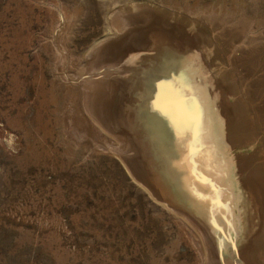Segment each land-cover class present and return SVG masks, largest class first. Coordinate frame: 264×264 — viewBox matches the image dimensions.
Segmentation results:
<instances>
[{
    "label": "rangeland",
    "instance_id": "374dc122",
    "mask_svg": "<svg viewBox=\"0 0 264 264\" xmlns=\"http://www.w3.org/2000/svg\"><path fill=\"white\" fill-rule=\"evenodd\" d=\"M130 18L127 29L136 40L122 44L121 23ZM108 26L116 33L99 45ZM161 37L178 55H197L207 84L219 94L213 104L223 121L218 126L224 136L221 147L233 162L234 192L239 193L240 174L264 177V98L252 95L246 105L245 84L238 90L239 83L230 77L243 81L259 69L264 80V0H0V264H204L195 232L136 183L124 160L130 157L128 149L117 143L114 128L88 111L84 93L91 88L63 78V73L74 77L93 68L111 78L96 54L113 43L107 63L121 71L132 58L137 72L131 67L122 74L113 71L127 83L108 100L106 112L120 109L130 122L141 91L135 86L138 72L145 62L152 63L149 52ZM249 107L253 117L248 123L243 117ZM108 141L122 148H105Z\"/></svg>",
    "mask_w": 264,
    "mask_h": 264
},
{
    "label": "bare ground",
    "instance_id": "6f19581e",
    "mask_svg": "<svg viewBox=\"0 0 264 264\" xmlns=\"http://www.w3.org/2000/svg\"><path fill=\"white\" fill-rule=\"evenodd\" d=\"M131 5H133V4H131ZM138 8H140V7H138ZM119 9H121V8H119ZM126 9H124L123 11H125ZM133 11H134V9H133ZM110 12H111V10H110ZM115 13H117V12H115ZM123 13H125V12H123ZM156 15H158V14H156ZM108 18L109 17H107V19ZM150 19L152 20L153 18H150ZM155 19H156V17H155ZM158 20H159V18H158ZM129 21H132V19L130 18L128 21L125 20V22L121 23L122 26L120 28L121 30L119 31L120 32L119 34H122L124 32L123 33L124 37L120 41V42H123L122 44H124L126 42L134 41V40H131L133 38L134 34L131 35V32H128L129 28L127 29ZM153 21L155 22L156 20L153 19ZM185 21H186V19H185ZM111 22L112 21L110 20V25H111ZM177 23H180V22H177ZM156 24H158V23H156ZM159 25H162V24H159ZM140 26H138V27H140ZM112 27L114 28V26H112ZM143 27H144V25L142 26V28ZM150 27H153V26H150ZM161 27L163 28V25ZM190 27H191V25H190ZM118 28H119V26H118ZM182 29H183V27H182ZM116 30H118V29H116ZM185 30H188V29L185 28ZM107 31L108 32L104 33V36H106L105 39L101 40L99 38L101 41H98V39H97V41L99 42V45L102 44L103 42L106 43L107 40L109 41V38H110L109 36H111V32L113 31V29L111 27H109ZM133 31H136V30H133ZM178 31L180 32V30H178ZM112 33L114 34L116 32H112ZM141 33H142L141 36H143V32H141ZM168 34H171V33H168ZM172 35H169V37H172ZM114 36H116V35H114ZM138 36H139V34H138ZM182 36H184V35L182 34ZM189 36H190V34H189ZM113 38H115V37H113ZM142 38H144V37H142ZM133 39H135V37ZM165 39L163 37H161L158 40L159 44L154 39V45H155L154 51L152 50L153 52H149V53H152L149 56L153 60L152 65H150V64L141 65V69L139 68L140 70L138 69L139 66H137V69L139 70L138 73H140V74H139V77L137 76L138 80L136 79L137 81H135V82H137V83L139 82V83H138V85H135V86L136 87L138 86V89L141 91L138 92L135 89L137 91V95H138V97H135V101H137V104H135V106H134L135 107V113L132 112V111H134L133 109H132V111H130L131 112V115L129 116L130 122H128L129 118H127V116H125L126 114L122 115V113L120 112L121 113V115H120V113H119L120 109L116 110V108L112 109V107H110L111 110L109 111V113L106 112V109H107L106 106L108 104L107 103L108 100L110 98H115V96H117L118 89H119L121 83L123 84L124 82H126V81H124V78L122 80H119L118 75L115 78L114 74L117 73V71L119 69H115L116 67L114 68V65H110V63H107L109 61L108 60L109 53L115 51L113 43H111V44L109 43L105 47V49H103V50L99 47L100 49L98 48V51L96 54V56H97L96 59L100 61V63L102 64V67H106L107 75H111L112 76L111 78L107 77L106 73H105V75L107 78L100 76L99 73L94 72V68L89 73H85L83 75H76L74 77L69 76V75L68 76L64 75V73H63V78L64 79H70L71 81H74L72 83L77 84L78 86H81L82 88H91L90 93H86V94L84 93L85 99L90 100L89 101L90 103L87 106L88 111L93 115L94 120L98 119L103 125L106 124L107 126L106 125L105 126L108 127L109 129H110V127L114 128V134L117 135V138H118L117 143H119V145H121V146H124L123 147L124 149L125 148L128 149L127 151H128V155L130 157L126 156L124 158V160L129 165L128 169H130L131 175H132L133 179L136 180V183L138 185H140L143 188V190L146 191L149 194V196L155 202H157L161 206H163L166 210L169 211V213L171 212L172 214H174L175 217L179 218L193 232H195V234L199 240V245H200L202 252H203L204 264H264V177L262 175H260L261 173L259 174V172H257V170H256V172H257V174H259L258 176L256 173H251L253 176H256L254 178L251 174L247 175V176H242L240 174L239 177L236 178L239 193L234 192V185L235 184H234V180L232 178L233 162H231L232 159H230L226 155L225 149L223 151V149H222L223 147H221V143H224V136H223V134H218L217 127H216V126L221 127L223 124V121H221V119L219 120V114H218L219 110H216L217 108L213 104L214 101L217 100V98H219V94L216 92V90H213L216 88H211L208 85L209 81H208V79H206L205 72L202 71L203 67H202V69L200 67H198L199 66L198 56L196 55L194 58L190 57V56H188L187 58H184V56H181V55L179 56L178 55L179 53L178 54L175 53L177 48L175 51H174V49L172 51L171 47L166 48L167 45L169 46V42L165 41ZM115 40H117V39H115ZM174 40H176V39H174ZM120 42L115 44V47L118 48ZM197 42H199V41H197ZM174 43H173V45H175ZM145 44H146V42H145ZM180 44H181V42H180ZM148 45H150V44H148ZM102 46H104V45H102ZM170 46H171V44H170ZM159 47L162 49V51H160V52L158 51ZM126 48H127V46H126ZM101 50H102V52H101ZM136 50L138 52V49H136ZM205 50H207V49H205ZM126 51H128V50H126ZM129 51H130V49H129ZM181 52H183V51H181ZM118 53L116 55H118ZM92 54H94V53H92ZM140 54H142V53H140ZM160 55H161V58L159 57ZM112 56H113V54H112ZM119 57H120V55H119ZM122 57H123V53H122ZM122 57H120L121 60H123ZM114 58L118 59L116 57H114ZM201 58H202V56H201ZM94 59H95V57H94ZM91 60H93V59H91ZM202 60H203V58H202ZM143 61L144 60H142V62ZM139 62H140V60H139ZM139 62H138V64H140ZM134 63L135 62L132 60V58L126 59V61H125L126 65L122 68V70L123 71L126 70V72H127L128 68L131 67V68H129V71L131 70V72H132V69L134 67ZM122 64H124V62ZM200 66H202V64ZM234 67H236V66L234 65ZM134 69L136 70V68H134ZM114 70H117V71H115V73H114L113 72ZM248 70H250V69H248ZM121 71L119 70V73ZM200 71H202V72H200ZM136 72H137V70H136ZM219 72H220V70H219ZM236 72L240 73L239 71H236ZM206 73H208V72H206ZM210 73H211V71H210ZM229 73H231V72H229ZM250 73L252 76L249 75ZM121 74H122V72H121ZM133 75H135V73ZM215 76H217V74ZM246 76H248L247 79L243 78V76H241L244 79L242 81V79L240 77L236 78L235 76H232L230 74V77L239 83L238 87H237L238 90L240 89L241 84H243V83L245 84L244 86L246 87L247 92L244 91L245 95L242 93V96H244V98H243V101L245 100L244 103H246V105H248L247 101L248 100L250 101L249 98L252 95H259L260 98H264V94H263L264 91L262 90L264 80L261 79L262 77H260L262 75L259 73V69L257 71H255V70L250 71ZM227 78H229V77L227 76ZM129 79H132V77H130ZM237 79L241 80V82L238 81ZM249 79H250V83H249ZM127 81H128V79H127ZM129 81H131V80H129ZM161 81H167L169 87L173 91H180L182 89L184 92L185 98L190 99L193 103H195L199 107L200 123L206 129L207 137H206V142L200 146V150H199L198 154L194 157L193 160L187 159L189 149L186 146L187 141L191 140L192 134L191 133L187 134V141L182 140L180 137H178L177 132L174 129V127L172 126L169 119H167L160 111H157V105L160 103V101H158V99H157V94L161 92V89L158 87V85L160 84ZM123 86H124V84H123ZM220 86H222V85H220ZM132 87H134V85ZM136 87H134V88H136ZM121 89H123L122 86H121ZM209 89H211V90H209ZM108 90H109V94L106 93V92H108ZM135 90H133V92ZM208 90L211 93L208 94ZM238 93L240 94L239 91H238ZM102 94L106 95L103 100L99 99L100 95H102ZM123 94L121 96H124ZM130 95H132V94H130ZM132 98L134 99L133 96H132ZM123 99L124 98H122V100ZM127 99L129 101L130 98H127ZM127 99H125V100L127 101ZM235 99H236V97H235ZM132 101H134V100H132ZM223 101H225V100H223ZM262 101H264V100H262ZM241 105H243V104H241ZM126 107H128V106H126ZM222 108H224V107H222ZM83 109H85V108H83ZM227 109H228V107H227ZM249 109L251 111L250 114L248 112V114L250 116L246 115L244 113L245 116L243 117L246 119L247 122L249 121V119L251 121V115L253 113V111L250 107H249ZM127 111L125 113H127V115H128L130 112H127ZM231 114L232 113L230 112V115ZM88 115H89V113H88ZM233 116H234V114H233ZM93 117H92V119H93ZM252 117H253V115H252ZM239 118L240 117H238V119ZM231 120H232V117H231ZM240 121H238V122H240ZM231 122L233 123V121H231ZM231 122H230V124H231ZM216 123H217V125H216ZM241 123H242V121H241ZM246 124H244V125L246 126ZM239 130H242V129H239ZM105 132H108V130ZM220 132H222V131H220ZM240 132H237V134H239ZM250 133H251V131H250ZM108 134H111V133H108ZM141 134H143V137L141 136ZM111 136H114V135H111ZM241 136H239V137L241 138ZM253 138L254 137H252V139ZM113 139H111V140H113ZM236 140H237V138H236ZM92 141H95V140H92ZM97 143H99V142H97ZM115 144H116L115 142L112 143L111 141H108V143H106V144L104 143L103 145L105 146V148H108V149H111L114 151L119 150V148L121 146H116ZM103 145H101L99 143L100 149L103 148ZM224 145H226V144H224ZM259 148H261V147H259ZM136 149H137V151H136ZM257 149H258V147H257ZM125 150H124V152H125ZM261 150H262V148H261ZM160 151L163 152L162 153L163 156L160 155ZM174 151H176V153H174ZM257 151H259V149ZM117 152H116V154H117ZM144 153L151 154V160L152 161H151L150 165H145V161L143 160V154ZM169 154H175L176 155V156H174V155L171 156V160H172L171 166L174 168V171H171V172H170V170L168 171V168H167L168 165L164 166V164H166V163L170 165V163L168 162V158L166 156ZM260 155H261V153H260ZM160 156H162L164 160L161 161ZM199 158H200V161L198 160ZM258 158L259 157H257L256 160H259ZM138 159L141 161H140V164H136L137 165L136 166L135 163L136 162L139 163ZM142 161L144 164L142 163ZM254 162H256V161H254ZM173 163H176L178 168ZM150 167L152 170H154V171L151 170L153 172V175L149 174L148 169ZM240 167H241V169L245 168L244 166H243V168H242V166H240ZM248 167H252V166L250 165ZM260 167L262 168V166H260ZM252 168L254 169V166ZM156 170H157V172H156ZM245 170H247V169L245 168ZM194 171H195V174H194ZM239 172H241V171H239ZM239 172H238V174H239ZM128 175L130 176L129 173H128ZM207 181H211V183H208ZM214 193L217 196L215 210H214L213 201L211 199H209V197L212 196ZM226 204H228L230 206V209L226 208L227 207ZM233 206H234V208H233ZM234 210L236 211L237 214L234 213ZM232 232L234 234L239 235L238 238L232 239L230 236ZM236 232H238V233H236ZM233 243H235V245H236L235 248H233V246H232ZM259 243L262 244L261 250L257 251ZM230 259H233L234 261L232 262V260H230Z\"/></svg>",
    "mask_w": 264,
    "mask_h": 264
},
{
    "label": "snow or ice",
    "instance_id": "6c2138e0",
    "mask_svg": "<svg viewBox=\"0 0 264 264\" xmlns=\"http://www.w3.org/2000/svg\"><path fill=\"white\" fill-rule=\"evenodd\" d=\"M158 87L161 92L157 94V99L160 101L157 111L169 119L178 137L182 140L187 141V134H192L191 140L187 141L186 146L189 149L187 159L193 160L198 154L200 146L206 142L207 137L206 129L200 123L199 107L190 99L185 98L182 89L173 91L167 81H161ZM207 182L211 183V181ZM209 199L213 201L215 210L216 194L214 193ZM232 246L235 248V243Z\"/></svg>",
    "mask_w": 264,
    "mask_h": 264
},
{
    "label": "water",
    "instance_id": "95a60500",
    "mask_svg": "<svg viewBox=\"0 0 264 264\" xmlns=\"http://www.w3.org/2000/svg\"><path fill=\"white\" fill-rule=\"evenodd\" d=\"M171 50L173 51V48H171ZM174 51H175V49H174ZM177 52H179V51H175V53L177 54ZM150 55H148V57H149ZM180 56V55H179ZM160 57V56H159ZM150 58V57H149ZM145 64H150V65H152V63L151 62H148L147 61V63H144L143 65H145ZM212 110V109H211ZM214 111V110H213ZM216 125H217V123H216ZM217 127V132H218V134H221L220 133V131H219V128H218V126H216ZM141 136L143 137V134H141ZM163 152H161L160 151V155H162L163 156V154H162ZM174 153H176V151H174ZM176 156L175 154H169V155H166L167 156V158H168V162L170 163V165L169 164H164V166H167V168H168V171L170 170V172L171 171H174V168L171 166V156ZM162 156H160L161 157V161L162 160H164L163 159V157ZM143 160L145 161V165H150L151 164V154H147V153H144L143 154ZM199 161H200V158L198 159ZM142 163H143V161H142ZM144 164V163H143ZM177 168H178V166H177V164L176 163H173ZM149 170V174L150 175H153V172L152 171H154V170H152L151 169V167L148 169ZM152 170V171H151ZM156 172H157V170H156Z\"/></svg>",
    "mask_w": 264,
    "mask_h": 264
}]
</instances>
